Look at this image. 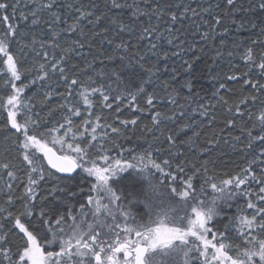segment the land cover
Masks as SVG:
<instances>
[{
	"label": "trees",
	"instance_id": "1",
	"mask_svg": "<svg viewBox=\"0 0 264 264\" xmlns=\"http://www.w3.org/2000/svg\"><path fill=\"white\" fill-rule=\"evenodd\" d=\"M8 2L12 3L13 0ZM39 3L46 4L47 0H39ZM126 3L132 7L113 8L111 0H60V6L54 7L53 11L65 25L76 21L80 14L77 6L80 11H91L93 15L80 22L82 31L62 35L56 49L57 60L61 56L65 58L61 66L65 68V75L69 79L75 78L85 85L94 81L93 87L110 85L114 92L125 88L134 91L143 84L147 92L159 99L153 106H148L143 93L137 95L135 102L113 100L110 96L112 107L106 108L99 94H96L90 97L94 102L89 110L91 116L86 111L87 105H81L80 116L72 117L73 132L78 139L79 134L84 133L83 139L95 144L96 151L103 147L106 152L101 154H108L110 162H114V159L123 161L128 157L129 149L143 151L151 145L153 158L157 162L161 158L170 160L171 167L165 168V171H172L177 176L175 183L183 184L188 176H192V183L197 190L205 179L219 186L223 180L244 178L247 172L246 183L235 189L238 194L230 202L231 207H223L222 215L215 217L209 227L213 228V232L216 229L223 231L230 217L236 218L237 222L240 216L251 219L253 210L247 208L249 201L264 207V201L258 200V196L262 195L259 189L264 187V163H261L264 161V155H261L264 144L256 139L258 135L264 134L260 131L259 120L261 108H264V91L258 87L264 85V74L245 59V53L251 49L256 61L264 55V9L259 7L261 0H234L232 5L227 0H126ZM69 4L73 7L68 8ZM32 7H35L32 0H24L19 5V11L30 15L29 8ZM40 15L43 26V21L50 18L51 12H42ZM172 15L177 17L174 22L170 19ZM96 17H100L98 22ZM16 23L19 25V44L16 43L17 38H13L9 44V53L13 55L21 73V79L15 83L17 87L29 85L22 93L26 107L18 110L17 122L22 123L25 119L43 122L36 135L39 138L44 132L46 139L50 140L52 137L47 136L46 130L58 128V122H63L66 115L65 109L61 107L65 87L61 82L49 88L38 79L35 84H30L37 77L39 65L43 63L47 68L51 57L46 61L38 55L45 50L39 43L35 52L26 48L20 53V45L30 43L32 37L39 40L40 29L30 30L23 21ZM145 27L150 31L145 33ZM5 28L6 24L0 22V33ZM161 34L162 38L157 39ZM168 40L172 43L169 44ZM153 43L157 45L156 49H151ZM4 59L0 54V77L3 78L0 79V105L6 104L7 97L13 94L8 83L10 73L2 63ZM122 59L125 63L128 60L133 63L139 61L142 67L122 71L120 79H108L104 74L113 69L119 70ZM149 70L154 74L153 87L144 83L148 80L145 73ZM39 74L42 75V72ZM49 74L51 76V72ZM49 92L52 95L45 98ZM156 111L168 116H178L181 111H185L188 116L156 125L152 120ZM7 116L6 107L0 106V165L9 164L17 179L10 180L6 175L7 170L0 167V189L3 190L0 192V207H7V197L4 195L9 192L7 181L12 184L11 195L16 205L13 211L18 212L20 202L17 198L25 194L26 163L22 161L19 150V134L11 128ZM97 116L102 127L97 128V141H91V128ZM86 119L92 121L86 126L87 130L83 123ZM125 120H136V124H123ZM111 128H117L118 132H112ZM65 131L66 128H60L53 135L63 136ZM169 135L176 143L167 140ZM44 164L47 165L46 161ZM99 165L103 167L104 161H99ZM47 167L46 180L35 189L34 216L42 211L49 221L64 216L67 223H72L71 217L76 216L75 222L79 224L80 205L84 204L85 220L91 223L95 206L87 203V197L91 194L95 198L96 191L90 192V185L78 176L72 181L57 179L64 175L49 165ZM179 167L184 168L183 173L179 172ZM253 172L255 180L252 179ZM121 178L123 182L118 186L117 194H121L122 190L123 197L127 198L124 203L132 200L129 193L134 194L137 199L129 210L143 217L146 206L140 201L148 194V181L138 170L133 169L119 173L114 179ZM89 179L95 182L94 177ZM166 183L174 182L167 180ZM57 187L62 190L54 191ZM228 187L232 190L234 184ZM204 188L206 195L200 197L202 200L218 195L210 184L204 185ZM100 203L103 205L106 201L101 200ZM180 214L183 215V212ZM21 222L31 230L23 217ZM3 230L9 233L14 244L22 243L19 239L22 234H11L13 231L19 233L18 229H13L11 220L5 222ZM250 231L252 236L264 238V232L258 228H245V235ZM208 236L212 239V233ZM225 237L217 234V240H223L226 246H243L235 228H230ZM212 251L209 248V257Z\"/></svg>",
	"mask_w": 264,
	"mask_h": 264
},
{
	"label": "snow or ice",
	"instance_id": "2",
	"mask_svg": "<svg viewBox=\"0 0 264 264\" xmlns=\"http://www.w3.org/2000/svg\"><path fill=\"white\" fill-rule=\"evenodd\" d=\"M233 2L234 0H227L229 5H232ZM21 3H24V0H13L12 3H9L8 0H0V22L6 24V28L0 33V54L5 58L2 63L7 66V72L10 73L8 83H10L13 93L7 97L6 104L0 106L6 107L7 119L11 123V128L19 134V150L22 161L26 163L25 174L27 175L25 194L17 198L20 202L18 212L13 211L16 205L11 195L12 184L6 181V187L9 189L8 193H4L7 197L5 201L7 207H0V264H264V238L252 236L251 231L248 235L244 233L245 228L249 230L258 228L264 232V207H258L257 204L249 201L247 208L253 210L251 219L247 216H240L237 222L236 218L230 217L228 223L224 225L223 231L216 229L213 232V228L209 227V223L215 217L222 215L223 207H231L230 202L238 194L235 189L246 183L247 172L244 178L235 177L223 180L219 186L217 183L205 179L197 190L192 183V176H188L183 184L175 183L177 176L172 171H165V168L171 167L170 160L161 158L160 162H157V159L153 158L151 145L143 151L129 149L127 150L128 157L123 161L114 159V162H110L108 154H101L106 150L101 147L100 151H96L95 144L83 139L84 133L81 132L78 139L77 134L73 132L72 117L80 116L81 105H87L86 111L89 116L92 115L89 110L93 107L94 102L90 97L99 94L106 108L112 107L110 96L113 100L135 102L137 95L143 93L148 106H153L159 97H154L153 94L147 92L143 84L134 91L125 88L114 92L110 85L101 84L93 87L94 81L85 85L75 78L69 79L65 75V68L61 66L65 63V58L61 56L57 60L56 57L59 39L69 32L82 31L79 28L80 22L88 20L93 13L80 11L77 6V11L80 14L76 21L65 25L62 18L53 11L54 7L60 6V0H47L46 4L39 3V0H32L35 7L29 8L30 15L19 11ZM67 7L73 6L69 4ZM111 7L121 9L132 7V5L127 4L126 0L124 3L121 0H111ZM259 7L264 9V0H261ZM42 12H51L50 18L43 21V26L40 15ZM95 19L98 22L100 17ZM170 19L174 22L177 17L172 15ZM10 20L11 23H9ZM16 21H23L30 30L40 29L39 40L32 37L30 43L25 42L20 45V53H23L26 48L35 52L36 45L39 43L45 50L38 55H41L46 61L51 57L47 68L43 63L39 65V72H42V75L38 72L36 79L31 80L30 84H35L38 79L47 84L49 88H54L61 82L65 87L61 107L65 109L66 115L63 117V122H58V128L46 130L47 136L52 137L50 140L46 139L44 132H41L39 138L36 135L43 122L28 119L22 123L17 122L18 110L21 107H26L23 104L22 93L24 88L29 85L17 87L15 83L21 79V73L16 60L9 53V44L13 42V38H17L16 43L19 44L17 37L19 25ZM217 22L219 23V21ZM121 30H123V26H121ZM148 31L150 29L145 27L144 32ZM162 36L163 34L157 39ZM168 43L171 44L172 41L168 40ZM150 47L156 49L157 45L153 43ZM245 59L258 68L261 74H264V55L259 58V61H256L253 59L252 50L249 49L245 53ZM136 66L142 67L139 61L133 63L132 60H128L125 63L122 59L119 70L113 69L104 75L108 79L112 77L120 79L122 71ZM187 67L191 66L187 65ZM145 75L148 80L144 83L153 87L152 77L154 74L149 70ZM0 79L3 78L0 77ZM246 82L250 83V81ZM258 87L259 90L264 91V85ZM51 95V92L46 93L45 98H49ZM187 116L188 113L185 111H181L178 116H168L156 111L152 120L154 124L159 125ZM259 120L260 131L264 133V108H261ZM83 123L87 130L86 126L92 121L86 119ZM122 123L134 125L136 120H125ZM99 127L102 125L100 117L97 116L95 125L91 128V141H97V128ZM60 128H66L64 135H53ZM111 131L118 132V129L111 128ZM69 134H71L70 137ZM256 139L264 144V134L258 135ZM167 140L173 144L176 143L171 135L167 137ZM49 144L52 147H49ZM155 151L159 152L158 149ZM261 155H264V150ZM45 160L47 165L44 164ZM101 160L104 161L103 167L99 165ZM48 165L57 173L65 174L57 179L72 181L78 176L81 181L90 185V192L96 191L95 198L91 194L87 197V203L95 206L92 210L91 223H87L85 220L84 204L80 205L79 224L75 222L76 216L71 217L72 223H67L64 216L49 221L42 211L34 216L35 189L40 186L42 181L46 180L45 172L49 171ZM0 167L7 170L6 175L10 180L17 179L15 173L10 170L9 164L4 163ZM129 169L138 170L139 174L148 181V194L140 201L146 206V213L143 217H138L129 210L131 204L137 199L134 194L129 193L132 200L127 203L123 202L127 198L123 197L122 190L121 194H117V188L123 182V178L120 180L114 178ZM179 172L183 173L184 168L179 167ZM74 173L75 176H73ZM92 177L95 178V182L89 179ZM252 179H256L254 172ZM167 180L174 183H166ZM209 184L218 195L208 200H202L200 197L206 195L204 185ZM233 184L234 188L230 190L228 186ZM61 190L59 187L54 189V191ZM80 190L83 191V188ZM2 191L0 189V192ZM259 192L262 195L258 196V200L264 201V187H261ZM72 195L74 196L75 193L73 192ZM173 198L178 199L174 200ZM101 200L106 203L101 205ZM181 212L183 215L180 214ZM22 217L31 230L21 222ZM258 217L259 222H257ZM8 220L13 222V229L19 230V233L13 231L11 234H22L19 235V239L22 241L19 245L14 244L9 233L3 230L5 222ZM230 228L237 230V238L242 241L243 246L240 244L226 246L223 240H217V234L226 239L225 233ZM209 233H212V239L208 238ZM133 236L135 239L132 238ZM209 248L213 250L210 257ZM121 254H123L122 259Z\"/></svg>",
	"mask_w": 264,
	"mask_h": 264
},
{
	"label": "water",
	"instance_id": "3",
	"mask_svg": "<svg viewBox=\"0 0 264 264\" xmlns=\"http://www.w3.org/2000/svg\"><path fill=\"white\" fill-rule=\"evenodd\" d=\"M49 147H52V146H49ZM55 150V149H54ZM59 154V153H58ZM46 161V160H45ZM46 163H47V161H46ZM50 166V165H49ZM53 170H55V169H53ZM56 171V170H55ZM78 171V170H77ZM60 174H62V173H60ZM75 174V173H74ZM62 175H65V174H62Z\"/></svg>",
	"mask_w": 264,
	"mask_h": 264
},
{
	"label": "rangeland",
	"instance_id": "4",
	"mask_svg": "<svg viewBox=\"0 0 264 264\" xmlns=\"http://www.w3.org/2000/svg\"><path fill=\"white\" fill-rule=\"evenodd\" d=\"M208 238H209V236H208ZM133 239H135V237H133ZM210 239V238H209ZM215 243V242H214ZM123 258V256L121 257V259Z\"/></svg>",
	"mask_w": 264,
	"mask_h": 264
},
{
	"label": "flooded vegetation",
	"instance_id": "5",
	"mask_svg": "<svg viewBox=\"0 0 264 264\" xmlns=\"http://www.w3.org/2000/svg\"><path fill=\"white\" fill-rule=\"evenodd\" d=\"M122 256H123V254H122Z\"/></svg>",
	"mask_w": 264,
	"mask_h": 264
}]
</instances>
